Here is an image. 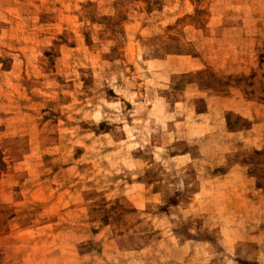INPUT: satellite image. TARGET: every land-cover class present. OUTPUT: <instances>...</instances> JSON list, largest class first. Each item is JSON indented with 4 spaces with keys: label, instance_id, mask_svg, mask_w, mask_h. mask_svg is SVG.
Returning <instances> with one entry per match:
<instances>
[{
    "label": "rangeland",
    "instance_id": "1",
    "mask_svg": "<svg viewBox=\"0 0 264 264\" xmlns=\"http://www.w3.org/2000/svg\"><path fill=\"white\" fill-rule=\"evenodd\" d=\"M0 264H264V0H0Z\"/></svg>",
    "mask_w": 264,
    "mask_h": 264
}]
</instances>
